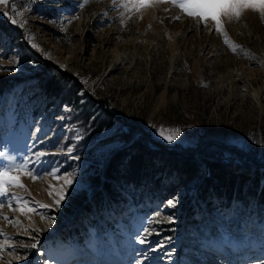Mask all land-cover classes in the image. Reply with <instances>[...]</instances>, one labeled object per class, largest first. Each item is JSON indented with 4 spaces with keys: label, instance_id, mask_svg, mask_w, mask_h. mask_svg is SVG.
I'll return each mask as SVG.
<instances>
[{
    "label": "rangeland",
    "instance_id": "1",
    "mask_svg": "<svg viewBox=\"0 0 264 264\" xmlns=\"http://www.w3.org/2000/svg\"><path fill=\"white\" fill-rule=\"evenodd\" d=\"M81 3L9 0L0 5V169L27 161L40 177L33 182L22 175L28 192L12 187L0 197V212L21 221L13 226L0 217L8 234L0 235L5 245L0 264H54L68 253L103 261L119 247L146 254L134 264H191L218 244L233 253L255 240L259 248L253 255L262 251L264 203L247 197L222 211L208 207L196 195L201 174L165 198L158 189H139L135 196L125 190L118 211L115 204L97 209L91 199L101 188L96 176L126 145L102 143L118 126L155 147L210 152L235 163L245 159L264 169V20L252 10L238 21L223 18L231 41L251 54L246 56L223 42L214 22L205 27L170 3L144 10L142 18L119 0H89L82 8ZM10 14L26 21L24 27L11 23ZM177 15L181 19L171 18ZM58 72L71 75L79 89L73 97L43 93L39 75ZM88 102L91 112L112 113L117 124L91 136L84 122ZM160 126L179 128L180 136L169 143L159 136ZM40 152L45 155H36ZM68 173L74 182L58 207L35 203L54 205L55 190ZM15 194L34 211L20 212ZM29 244L36 247H24ZM17 256L24 259H13Z\"/></svg>",
    "mask_w": 264,
    "mask_h": 264
},
{
    "label": "trees",
    "instance_id": "2",
    "mask_svg": "<svg viewBox=\"0 0 264 264\" xmlns=\"http://www.w3.org/2000/svg\"><path fill=\"white\" fill-rule=\"evenodd\" d=\"M58 75H39L38 84L43 93L65 99L73 97L79 89L77 85L71 84V75L63 72H58ZM91 105L88 102L85 106L87 114L84 122L88 124L91 136L98 137L113 128L119 118L112 113L91 112ZM120 127L102 140L104 145L116 142H125L126 145L111 154L108 164L96 176V182L101 184V188L91 203L95 202L97 209L115 204L114 211H118L121 208L119 203H124L127 198L126 191L135 196L139 189H158L162 197H169L179 186L196 180L200 174L203 177L197 183L196 195L208 207H225L234 200L247 201V197H254L264 203V169L253 162L242 159L241 163H235L215 153L202 152L196 155L188 149L164 145L155 147L145 137ZM157 175L160 176L155 179ZM218 196L225 200H220Z\"/></svg>",
    "mask_w": 264,
    "mask_h": 264
},
{
    "label": "snow or ice",
    "instance_id": "3",
    "mask_svg": "<svg viewBox=\"0 0 264 264\" xmlns=\"http://www.w3.org/2000/svg\"><path fill=\"white\" fill-rule=\"evenodd\" d=\"M117 0H113V3L115 4ZM120 6L125 8L128 11L142 13L144 10L158 6L160 4L164 3H170L172 7L179 8L181 12L185 15H187L189 18L196 20L198 23H203L205 27L208 26L209 21L214 22L215 31L218 33H221L224 37L223 42L228 45L233 52H236L238 49H241L243 51L244 55L251 56L250 53L242 49L241 45H237L233 43L228 36V33L224 27V20L223 18H227L229 22H232L234 20L241 19L243 13L247 10H252L253 12H256L259 14L262 20H264V0H119ZM89 3V0H82V3L79 5L81 8ZM9 0H0V5H8ZM13 9H15V4L12 5ZM165 11H169L168 9H165ZM16 15H22V13H16ZM9 18L11 19V23L18 24L19 27L23 28L26 21H20L16 18H13V16L10 14ZM79 17H73V19H78ZM172 19L179 20L181 19V16L177 15L175 17H171ZM71 20H68V23H70ZM123 22V21H122ZM162 22V21H161ZM151 27V25H149ZM34 37L29 36V39H33ZM36 47L37 45H33ZM254 58V57H252ZM155 127V126H154ZM181 129H165L163 126H160L158 129V134L160 137H162L165 141L171 143L180 136ZM261 143H264V141H261ZM38 156H43L45 153L40 152L37 153ZM15 172L16 174L12 175L10 173ZM27 175L29 176L33 182H35L40 177L34 175L30 169H28V162L24 161L20 164H14L8 167H5L3 169H0V197L7 196L9 192L11 191L12 187L16 188H24L26 192H28L27 186L22 182L21 176ZM73 174L68 173L65 177H61L63 179V183L59 185L55 190V196H54V205L50 204H42L39 201H35V203L40 204L41 207L49 208L53 206H59L67 196V189L72 186ZM49 196H53V192H48ZM14 199L17 200L18 203L21 204V207L19 209L20 212L27 215L28 213H31L34 211L32 207L28 206L27 201H22L18 194H15L13 196ZM169 204L173 205L175 204V201H169ZM8 207L11 208V200L8 201ZM4 208L3 204H0V209ZM12 211H16V209H12ZM0 217H3L4 220H6L9 224L13 226H19L21 225V221L19 218L13 220L10 219L6 214L3 212H0ZM31 219V217H29ZM54 219V218H53ZM51 223V220L49 221ZM37 231H40V229H37ZM0 235L6 236L7 233L4 232L3 228L0 227ZM141 243H144V240L140 241ZM11 246V245H8ZM24 247H36L35 244H29L24 245ZM5 248L4 244H0V259H2V253ZM13 259L21 260L24 259L22 256L14 257ZM9 264H11V261H9Z\"/></svg>",
    "mask_w": 264,
    "mask_h": 264
},
{
    "label": "bare ground",
    "instance_id": "4",
    "mask_svg": "<svg viewBox=\"0 0 264 264\" xmlns=\"http://www.w3.org/2000/svg\"><path fill=\"white\" fill-rule=\"evenodd\" d=\"M255 95L258 96L257 91L255 92ZM256 241L257 240H255V243L253 242L254 245L253 243L251 244L252 247L244 248V247H240L241 245L238 246L237 248L233 247L235 249L233 253L226 247H223V244L222 245L218 244L215 252H209L206 255L204 254V256L202 257H193L192 259L194 260V262L191 259V261L193 262L191 264H244L245 262H248V264H264V252H263L264 249L262 251L256 252L255 255H253L254 250L259 248L258 247L259 242ZM189 249H190L189 251L194 250L191 248ZM107 253H108L107 256L109 258L111 257V259H117L115 260L116 264H134L139 256L144 257L146 255L143 253L134 254L133 249H131V247H127V248L119 247V249L115 248V250ZM114 255H117L118 258H114ZM256 260H259V262ZM55 261L56 263L54 264H96L97 262H99V259L97 258L96 260L95 257H91L88 254L85 255L84 257L77 258L75 257L74 254L68 253L58 256ZM146 264H158V263L154 261H148Z\"/></svg>",
    "mask_w": 264,
    "mask_h": 264
}]
</instances>
